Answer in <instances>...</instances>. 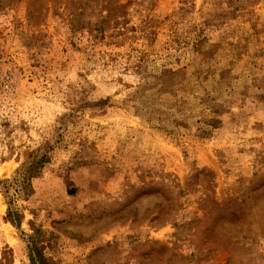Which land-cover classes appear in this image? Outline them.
I'll return each instance as SVG.
<instances>
[{"label": "rangeland", "instance_id": "rangeland-1", "mask_svg": "<svg viewBox=\"0 0 264 264\" xmlns=\"http://www.w3.org/2000/svg\"><path fill=\"white\" fill-rule=\"evenodd\" d=\"M0 247L30 264H264V0H0Z\"/></svg>", "mask_w": 264, "mask_h": 264}, {"label": "trees", "instance_id": "trees-1", "mask_svg": "<svg viewBox=\"0 0 264 264\" xmlns=\"http://www.w3.org/2000/svg\"><path fill=\"white\" fill-rule=\"evenodd\" d=\"M50 163V158L39 151L28 155L27 160L16 172V176L11 180L0 181V192L8 204L6 222L11 223L17 229L21 228L23 215L20 214L14 196H10L11 189H15L16 196L28 199L34 195L33 181L40 177L43 169ZM49 239L38 229H34V234L29 237L28 257L30 264H58L46 253ZM0 264H14L13 251L9 247H0Z\"/></svg>", "mask_w": 264, "mask_h": 264}]
</instances>
